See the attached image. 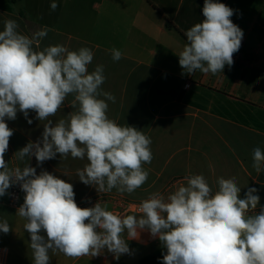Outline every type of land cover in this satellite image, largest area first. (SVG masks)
Segmentation results:
<instances>
[{
    "label": "clouds",
    "instance_id": "1",
    "mask_svg": "<svg viewBox=\"0 0 264 264\" xmlns=\"http://www.w3.org/2000/svg\"><path fill=\"white\" fill-rule=\"evenodd\" d=\"M58 7L56 0L50 9ZM203 21L186 32L187 43L178 54L179 65L187 74L197 70L215 75L225 65H233V55L241 47L242 29L233 23L234 10L218 0H204ZM0 31V197L19 185L25 193L16 215L26 223L30 235L33 264H50L49 252L67 257L98 256L106 248L116 259L130 252L129 239L142 231L158 238L166 249L162 264H264V206L257 209V189L248 188L243 197L235 177H220L213 192L202 174H189L165 198L152 193L143 200L138 213L121 216L99 201L81 208L75 201L73 185L47 170L37 174L26 163L9 167L5 153L13 129L6 120L17 112L25 118L30 111L46 121L37 141H29L15 153L19 161L34 156L37 165L56 158L87 159L77 169L79 180L98 193H133L148 178L143 167L153 159L151 139L134 126L119 125L107 115L115 96L101 89L106 77L103 65L89 72L94 53L88 47L70 51L63 45L34 50L50 30L36 31L31 37L18 31L14 19L4 20ZM113 61L123 54L111 49ZM73 95L75 109L55 123L66 98ZM100 97H103L100 98ZM32 123L31 119L27 121ZM253 168L264 171V152L253 149ZM11 228L0 221V232ZM44 233V234H42ZM127 234V239L125 238Z\"/></svg>",
    "mask_w": 264,
    "mask_h": 264
},
{
    "label": "crops",
    "instance_id": "2",
    "mask_svg": "<svg viewBox=\"0 0 264 264\" xmlns=\"http://www.w3.org/2000/svg\"><path fill=\"white\" fill-rule=\"evenodd\" d=\"M51 2L0 0V31L4 20L14 19L18 31L29 37L50 29L34 50L57 44L70 51L92 50L88 71L103 65L106 79L101 89L115 96V103L107 101L108 117L121 126L136 127L152 141L153 159L143 165L149 175L131 194L116 189L98 193L77 175V169L88 163L86 158L74 159L69 154L61 159L57 154L39 166L34 156L17 160V151L42 136L46 121L37 120L34 111L27 118L18 111L15 120H6L13 129L4 156L9 167L28 163L37 174L47 170L71 183L77 204L105 196L141 203L157 192L167 198L186 184L189 174H202L215 192L218 178L235 177L241 197L248 188L257 189L258 213L264 206V171L257 174L252 165L253 149L264 152V0H218L234 10L231 19L244 35L236 52L239 60L233 58L231 67L225 65L215 75L199 70L185 73L176 55L187 43L185 32L203 21L204 0H56L55 11L50 9ZM113 48L123 54L119 61L112 59ZM73 99L70 94L49 119L55 123L75 111L70 106ZM128 247L130 252L119 259L106 248L93 257L71 258L51 251L49 256L63 260L59 264H69V260L71 264H139L164 248L148 231L129 239Z\"/></svg>",
    "mask_w": 264,
    "mask_h": 264
},
{
    "label": "rangeland",
    "instance_id": "3",
    "mask_svg": "<svg viewBox=\"0 0 264 264\" xmlns=\"http://www.w3.org/2000/svg\"><path fill=\"white\" fill-rule=\"evenodd\" d=\"M8 195L0 197V221L6 220L11 228L7 234L0 232V247L8 250L6 264H33L30 248V235L24 229L26 221L16 215L15 209L8 207L5 202ZM44 234V233H42ZM73 260H69L71 264ZM63 263V260L50 259V264Z\"/></svg>",
    "mask_w": 264,
    "mask_h": 264
},
{
    "label": "built area",
    "instance_id": "4",
    "mask_svg": "<svg viewBox=\"0 0 264 264\" xmlns=\"http://www.w3.org/2000/svg\"><path fill=\"white\" fill-rule=\"evenodd\" d=\"M233 58L239 60L240 55L236 53L233 55ZM188 87H189V84L185 86V88H188ZM24 196H25V193L20 189V186L18 184L14 185L9 188L8 198L5 204L8 207L17 210L19 206L23 204ZM97 202H98L97 200L86 201V202L78 203V206L81 208L92 207ZM99 202L109 203L110 211L120 214L121 216L128 215V214L139 215L138 207L140 203H136V202H133V201H130V200L118 197V196H105V197H102L99 200ZM7 258H8V250L6 248L0 247V264H6Z\"/></svg>",
    "mask_w": 264,
    "mask_h": 264
},
{
    "label": "trees",
    "instance_id": "5",
    "mask_svg": "<svg viewBox=\"0 0 264 264\" xmlns=\"http://www.w3.org/2000/svg\"><path fill=\"white\" fill-rule=\"evenodd\" d=\"M164 254H166V249L162 248L142 258L139 261V264H162V259Z\"/></svg>",
    "mask_w": 264,
    "mask_h": 264
}]
</instances>
